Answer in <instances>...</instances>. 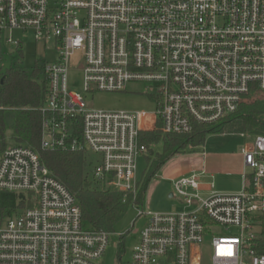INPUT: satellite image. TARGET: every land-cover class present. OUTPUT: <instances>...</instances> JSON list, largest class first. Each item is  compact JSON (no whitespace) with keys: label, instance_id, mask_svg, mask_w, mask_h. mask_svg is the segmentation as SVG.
<instances>
[{"label":"built area","instance_id":"2783aa9c","mask_svg":"<svg viewBox=\"0 0 264 264\" xmlns=\"http://www.w3.org/2000/svg\"><path fill=\"white\" fill-rule=\"evenodd\" d=\"M28 30L57 49L43 67L41 148L95 154L90 185L131 195L132 223L143 221L120 264H202L206 233L210 264H264V134H241L249 140L241 148L239 191L203 196L190 174L173 181L180 210H145L144 198L134 201L137 162L147 152L142 133L159 124L165 134L188 135L264 93V0H0L6 42L18 45L13 32ZM71 68L81 71L85 92L145 82L154 108L89 107L69 87ZM0 190L36 199L0 225V264H99L111 232L82 227L77 199L34 149L3 150ZM207 219L225 232L210 230Z\"/></svg>","mask_w":264,"mask_h":264},{"label":"trees","instance_id":"16d2710c","mask_svg":"<svg viewBox=\"0 0 264 264\" xmlns=\"http://www.w3.org/2000/svg\"><path fill=\"white\" fill-rule=\"evenodd\" d=\"M45 63L36 67L33 76L19 68H9L0 74V155L7 147V137L17 144H25L34 149L42 163L61 181L77 199L81 208V223L86 230H114L124 217L132 196L106 187H86V155L82 151L68 152L42 149L41 122L46 85L34 77L43 74ZM211 133L264 134V93L257 91L248 96L238 110L214 124H195L188 135H170L162 132L160 125L155 130L141 134V142L153 157L146 156V168L137 184L135 202L140 203L146 188L157 171L172 157L187 147H197L204 143ZM160 145V151L153 152ZM36 203L31 193L1 192V207H32ZM261 251V250H260Z\"/></svg>","mask_w":264,"mask_h":264},{"label":"rangeland","instance_id":"374dc122","mask_svg":"<svg viewBox=\"0 0 264 264\" xmlns=\"http://www.w3.org/2000/svg\"><path fill=\"white\" fill-rule=\"evenodd\" d=\"M6 37V33H0V74H3L9 68H19L29 76H33L36 67L40 64L53 62L57 59L56 43L53 39H37L31 30L13 32L12 38L19 41L18 45L6 42ZM68 74L69 87L80 92L89 107L130 111H150L154 108L153 100L146 94L148 86L145 82H129L125 89L119 92H85L82 89L81 71L71 68ZM34 78L40 82L43 79V74H37ZM9 134H7L8 137L6 139L7 146L17 145L15 141L9 138ZM244 135L250 136L249 134ZM248 140V138L242 137L238 133H211L205 137L204 143L200 146L194 148L187 147L157 171L146 188L141 207L145 210L162 212L180 210L182 208L180 199L182 198L179 196L176 198L168 197L169 192H171L173 180L177 178L172 177L173 174L171 171L179 170L183 172V176L199 172L202 167L198 165V162L195 163L194 161L196 159L198 160L203 152L205 155H210L214 150H220L222 152L220 155L225 154L224 157L220 156L221 159L233 158L238 155L240 147ZM152 148L153 152L160 151L161 149L159 144ZM146 156L153 157L149 152L139 157L137 162L139 180L142 178V174L146 168ZM95 158L96 155L91 152L86 155L87 165L84 175L89 181L93 178L92 165ZM88 160L91 162L90 165L88 164ZM206 165L205 163L204 170L207 173H213L214 177L210 180H202L206 184L205 188L208 187L218 191L219 189L231 188L239 184V178H235L232 174L234 171L232 164ZM90 186L93 188L98 187L95 182ZM1 192L0 190V225L8 218L18 215L25 209V207L20 209L15 208L11 211L10 208H2ZM134 217L135 211L129 207L124 217L116 224L114 230L111 231L109 244L104 255L99 260V264H120L129 258L132 247L137 241L138 232L143 225L141 219L133 224ZM206 224L209 225L210 230L212 229L216 232L223 231L221 233L225 232L218 224L212 223L208 219L206 220ZM232 232L236 233V229L232 228ZM210 237L211 234L206 233L203 243L199 245L202 264H210Z\"/></svg>","mask_w":264,"mask_h":264},{"label":"crops","instance_id":"0c3cea01","mask_svg":"<svg viewBox=\"0 0 264 264\" xmlns=\"http://www.w3.org/2000/svg\"><path fill=\"white\" fill-rule=\"evenodd\" d=\"M241 148H242V146L239 149L238 155L237 156H234L233 158L231 157V158L221 159L220 156H223L224 157L225 154L220 155L222 153V152H220V150H214L210 155L209 154L208 155H205V153L203 152L202 153V156L200 158H198V160L196 159L194 161L195 163L198 162V165L202 167L201 171L195 172V173H192V174H197V179H198V182H199V189H200V192H201V194L203 196H208L209 194H211L212 191H217V190H213V189L208 188V187L205 188L206 184L203 183V181L204 180L213 179V177H214V174L213 173H207V171L204 170V164L205 163L207 164L206 166H216L218 164H223V165L224 164L225 165L232 164L234 166V171H233L232 174H233V176L235 178H239V184L236 185V186L234 185L235 187L233 186L231 188H222V189H219L217 192H227V193H231V192H237V191H239L241 189V187H242V173H243V159H242ZM174 157H172V158H174ZM172 158H170L167 162H169ZM171 172L173 174L172 177H174V178H176V177L178 178L179 176H181L183 174V172H181L179 170H174V171H171ZM184 176H187V175H184ZM173 179H171V180H173ZM171 190H172V187H171ZM170 198H173L172 195L170 196Z\"/></svg>","mask_w":264,"mask_h":264},{"label":"water","instance_id":"95a60500","mask_svg":"<svg viewBox=\"0 0 264 264\" xmlns=\"http://www.w3.org/2000/svg\"><path fill=\"white\" fill-rule=\"evenodd\" d=\"M85 186H86V187L90 186V183H86ZM168 196L170 197V196H171V193H169Z\"/></svg>","mask_w":264,"mask_h":264}]
</instances>
